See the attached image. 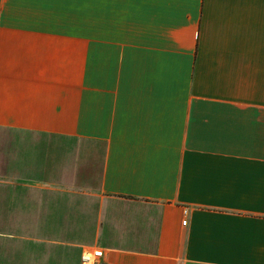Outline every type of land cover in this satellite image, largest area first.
<instances>
[{
  "label": "crops",
  "instance_id": "1",
  "mask_svg": "<svg viewBox=\"0 0 264 264\" xmlns=\"http://www.w3.org/2000/svg\"><path fill=\"white\" fill-rule=\"evenodd\" d=\"M97 248L264 264V0H0V264Z\"/></svg>",
  "mask_w": 264,
  "mask_h": 264
},
{
  "label": "built area",
  "instance_id": "2",
  "mask_svg": "<svg viewBox=\"0 0 264 264\" xmlns=\"http://www.w3.org/2000/svg\"><path fill=\"white\" fill-rule=\"evenodd\" d=\"M183 223H186V220H183ZM102 254L103 251L100 248L85 250L81 255L82 264H98L99 258Z\"/></svg>",
  "mask_w": 264,
  "mask_h": 264
}]
</instances>
